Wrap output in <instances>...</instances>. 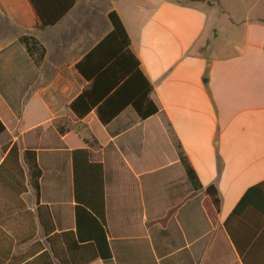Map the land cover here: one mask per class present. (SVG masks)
Wrapping results in <instances>:
<instances>
[{
	"label": "crops",
	"instance_id": "0c3cea01",
	"mask_svg": "<svg viewBox=\"0 0 264 264\" xmlns=\"http://www.w3.org/2000/svg\"><path fill=\"white\" fill-rule=\"evenodd\" d=\"M216 3L76 0L44 29L0 12V264H61L53 250L67 264H244L254 244L247 261L264 259L261 230L250 239L249 221L231 222L247 245L240 254L224 226L244 191L264 179V0ZM110 9L160 111L141 120L127 107L104 125L94 110L76 119L69 103L87 83L75 63L111 29ZM24 33L44 45L39 65L17 40ZM84 138L102 175L90 178L74 161ZM175 139L202 186H217L219 212L191 187ZM25 149L36 151L42 171L39 201ZM82 201L102 213L107 261L89 260L91 240L77 238L90 234L82 211L77 229Z\"/></svg>",
	"mask_w": 264,
	"mask_h": 264
},
{
	"label": "trees",
	"instance_id": "16d2710c",
	"mask_svg": "<svg viewBox=\"0 0 264 264\" xmlns=\"http://www.w3.org/2000/svg\"><path fill=\"white\" fill-rule=\"evenodd\" d=\"M76 0H0V12L10 18L16 25L26 29H44L58 22L75 4ZM195 1V0H188ZM188 4V3H186ZM111 29L75 63V69L87 82L84 88L70 101L69 108L76 119H81L94 110L102 124H108L125 108L130 107L139 119L148 118L160 111V108L151 97L153 84L141 68L140 60L130 48V37L115 9L107 12ZM27 54L36 65L44 59V45L31 34H21L17 38ZM5 125L0 120V135L5 132ZM65 132L64 129H59ZM85 147L73 149L75 157L80 158L89 167V177L102 175V164L89 161L88 148L93 145L88 139H83ZM178 158L194 191H203L214 211L219 212L221 197L215 183L203 187L198 176L188 160L180 142L174 141ZM16 145L10 151H15ZM23 160L27 166L29 181L33 187L37 200L40 196L41 168L37 162L36 151L25 149ZM79 161V162H80ZM77 163V160H76ZM102 193V192H101ZM95 197V196H94ZM76 205L77 229L80 225V213H85L90 234H77L79 241L90 239L93 253L90 259L100 257L107 261L111 258V251L102 226V213H92L93 205L87 201ZM95 210V209H94ZM249 221L250 239L261 230L264 235V179L249 186L239 198L232 211L225 219L224 226L232 236L238 252L241 254L247 245L241 247L233 237L230 227L232 221ZM72 233V232H66ZM88 238V239H86ZM77 240V242H78ZM258 239L256 240V244ZM255 244L249 247L243 256L244 264ZM61 264H67L57 252ZM88 262V261H87ZM264 264V259L259 262Z\"/></svg>",
	"mask_w": 264,
	"mask_h": 264
},
{
	"label": "rangeland",
	"instance_id": "374dc122",
	"mask_svg": "<svg viewBox=\"0 0 264 264\" xmlns=\"http://www.w3.org/2000/svg\"><path fill=\"white\" fill-rule=\"evenodd\" d=\"M183 3H188L192 5H198L205 8L215 7L217 8V0H195V1H188V0H180ZM29 121L31 119H28Z\"/></svg>",
	"mask_w": 264,
	"mask_h": 264
}]
</instances>
